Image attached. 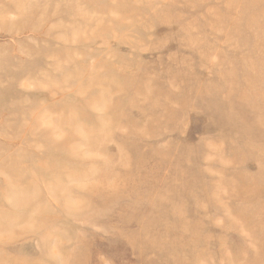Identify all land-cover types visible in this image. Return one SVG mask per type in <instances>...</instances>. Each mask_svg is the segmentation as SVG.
<instances>
[{
    "label": "rangeland",
    "instance_id": "374dc122",
    "mask_svg": "<svg viewBox=\"0 0 264 264\" xmlns=\"http://www.w3.org/2000/svg\"><path fill=\"white\" fill-rule=\"evenodd\" d=\"M0 264H264V0H0Z\"/></svg>",
    "mask_w": 264,
    "mask_h": 264
}]
</instances>
